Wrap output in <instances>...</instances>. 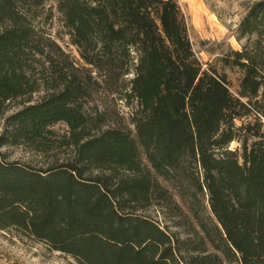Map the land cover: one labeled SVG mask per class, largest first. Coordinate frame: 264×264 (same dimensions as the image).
I'll use <instances>...</instances> for the list:
<instances>
[{"label":"trees","instance_id":"16d2710c","mask_svg":"<svg viewBox=\"0 0 264 264\" xmlns=\"http://www.w3.org/2000/svg\"><path fill=\"white\" fill-rule=\"evenodd\" d=\"M45 1L0 0V121L26 102L0 134V231L76 264H264V0L226 59L237 91L204 68L178 0H54L82 63L45 28ZM99 91L135 104L133 129L93 116ZM7 147L71 155L37 168Z\"/></svg>","mask_w":264,"mask_h":264},{"label":"rangeland","instance_id":"374dc122","mask_svg":"<svg viewBox=\"0 0 264 264\" xmlns=\"http://www.w3.org/2000/svg\"><path fill=\"white\" fill-rule=\"evenodd\" d=\"M257 0H178L187 18L190 39L194 51L203 63L205 69H215L219 74L226 75L231 87L237 91L242 72L227 64L231 51H239L242 42L238 41L236 31L247 9ZM52 19L45 23V28L52 38L79 63H82L77 48L71 44L68 30L64 27L62 17L57 10L54 0H46L43 22L47 15ZM44 92L37 93L32 100L37 101ZM119 94L99 91L94 93L88 104L89 111L95 115L98 110L106 115L105 127L121 124L133 129L131 116L135 104L128 105L119 98ZM26 104L25 100L9 104L5 118L20 110ZM5 118L0 121V134L4 130ZM247 120L238 121V125ZM59 136H63L68 127L57 124L53 127ZM240 144L234 142L231 149L235 150ZM10 161H21L37 168H46L56 162L66 160L70 155L69 149L56 150L47 154L38 153L25 147H7L1 150ZM153 217L164 224H171L157 208L149 211ZM0 264H76L69 256L52 251L46 244L22 235L16 230L0 231Z\"/></svg>","mask_w":264,"mask_h":264}]
</instances>
